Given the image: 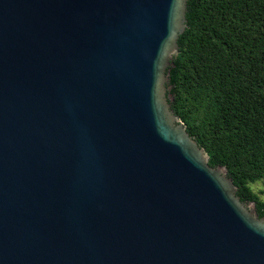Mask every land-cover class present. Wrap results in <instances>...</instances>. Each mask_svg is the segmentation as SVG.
<instances>
[{
  "label": "water",
  "instance_id": "1",
  "mask_svg": "<svg viewBox=\"0 0 264 264\" xmlns=\"http://www.w3.org/2000/svg\"><path fill=\"white\" fill-rule=\"evenodd\" d=\"M188 1L0 0V264H264L172 107Z\"/></svg>",
  "mask_w": 264,
  "mask_h": 264
},
{
  "label": "trees",
  "instance_id": "2",
  "mask_svg": "<svg viewBox=\"0 0 264 264\" xmlns=\"http://www.w3.org/2000/svg\"><path fill=\"white\" fill-rule=\"evenodd\" d=\"M187 19L170 68L172 107L264 216L253 188L264 182V0H189Z\"/></svg>",
  "mask_w": 264,
  "mask_h": 264
},
{
  "label": "rangeland",
  "instance_id": "3",
  "mask_svg": "<svg viewBox=\"0 0 264 264\" xmlns=\"http://www.w3.org/2000/svg\"><path fill=\"white\" fill-rule=\"evenodd\" d=\"M253 188L256 192L260 193L261 198L264 200V182L259 181L255 184H253Z\"/></svg>",
  "mask_w": 264,
  "mask_h": 264
}]
</instances>
